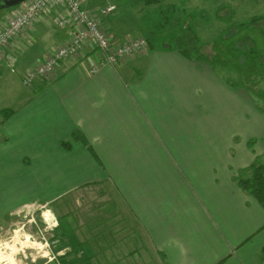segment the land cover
<instances>
[{
	"label": "crops",
	"instance_id": "crops-1",
	"mask_svg": "<svg viewBox=\"0 0 264 264\" xmlns=\"http://www.w3.org/2000/svg\"><path fill=\"white\" fill-rule=\"evenodd\" d=\"M120 4L84 0L122 42L135 38L129 33L139 23L131 7ZM110 5L115 11L104 14ZM74 35L52 17L36 20L6 50L16 59L13 70L1 61L0 113H13L5 121L0 114V224L29 205L51 206L58 223L51 243L62 247L58 260L72 256L69 264L88 258L83 264H264V209L238 175L249 170V178L256 163L264 165L263 111L247 113L250 132L234 135L247 142L239 156L244 161L237 152L221 161L214 146L219 133L191 134L178 110L174 121L172 96L173 83L185 81L179 68L197 70L198 83L203 77L221 84L220 78L176 49L152 52V44L146 54L102 65L95 74L101 56L88 47L52 79L14 88L9 73L23 77ZM187 94L186 87L180 99ZM242 95L250 112L251 97ZM190 139L197 146H188ZM254 140L259 146L251 148ZM83 192L102 202L86 218L71 207ZM87 249L99 257L86 258L81 251Z\"/></svg>",
	"mask_w": 264,
	"mask_h": 264
},
{
	"label": "rangeland",
	"instance_id": "rangeland-1",
	"mask_svg": "<svg viewBox=\"0 0 264 264\" xmlns=\"http://www.w3.org/2000/svg\"><path fill=\"white\" fill-rule=\"evenodd\" d=\"M112 1L117 4L123 2L121 6L131 7L139 24L131 26L129 35L151 40L152 52L166 47L174 49L179 40L186 42L188 38H194L188 46L195 47V50L191 52L192 58L186 60L203 63V67L209 69L204 71L216 74L226 89H221L219 80L214 83L210 80L208 84L202 77L198 83L197 70L188 67L189 73L187 67L184 70L179 68V73L185 71L186 74L182 76L185 81L173 83L174 121L180 115L177 113L178 110L183 120L185 117L188 118L191 134L198 131L219 133L220 137L214 146L215 148L219 146L217 155L220 160L237 152V158L244 161L245 158L239 156H242V147H246L247 142L238 141L234 135L250 132L247 131V125L250 124L248 116H253V109L264 113V0H155L152 5L146 0ZM172 5L178 8V13L174 18L171 17L170 25L162 29L156 28L166 19L163 18L162 11H165L167 17L171 16L169 6ZM9 10L11 8L0 9V27L9 18ZM255 17L260 19L253 21ZM9 77L14 88L21 91L23 85L19 77L22 81V75L9 73ZM173 77L177 79L176 75ZM186 87L189 94L186 98L180 99ZM178 93L180 101L177 99ZM243 93L250 96L253 102L250 112L248 98L241 106L240 100L245 99ZM2 99L7 100L8 97L3 96ZM165 141L167 142V139ZM204 141L206 147H212L210 139ZM189 143L190 146H197V142H193L192 139L189 140L188 146ZM258 144V140H254L250 147H258ZM250 173L249 170L239 171L238 175L244 178ZM79 194L81 193L77 195ZM87 196L89 195L85 196L83 192L82 196H78L80 202H72L71 205L73 211L82 218H86L87 214L102 205L99 198ZM88 218L91 223L93 219ZM56 219L51 206L33 204L23 208L17 217H11L6 223L0 224V255L3 256H0V264H69L72 256L58 260L60 255L57 252L62 247L57 249L51 243L53 228L56 224L58 226ZM62 222L60 232L64 233L62 238L68 240V224L65 220ZM81 252L86 253V258L90 255L99 257V252L88 249ZM89 261L88 258L79 262L83 264Z\"/></svg>",
	"mask_w": 264,
	"mask_h": 264
},
{
	"label": "built area",
	"instance_id": "built-area-1",
	"mask_svg": "<svg viewBox=\"0 0 264 264\" xmlns=\"http://www.w3.org/2000/svg\"><path fill=\"white\" fill-rule=\"evenodd\" d=\"M60 6L62 13H56ZM115 9V5H110L103 9V13L109 14ZM47 17H52L58 28L72 27L75 35L67 43L59 45L41 64L24 73L22 84L26 88H32L41 79H52L65 61L78 57L88 47L101 56V62L92 67V74L97 73L102 65L116 66L123 59L146 54L149 50V43L144 38L122 42L112 38L98 17L85 8L84 0H27L11 9L9 18L0 28V68L4 67L1 61L5 58L7 67L13 70L16 59L6 50L33 22Z\"/></svg>",
	"mask_w": 264,
	"mask_h": 264
},
{
	"label": "trees",
	"instance_id": "trees-1",
	"mask_svg": "<svg viewBox=\"0 0 264 264\" xmlns=\"http://www.w3.org/2000/svg\"><path fill=\"white\" fill-rule=\"evenodd\" d=\"M146 1H149L147 2L149 5H152L153 3H155V0H146ZM169 7L172 11L171 16L167 17L165 14V11H162L161 14H163L162 15L163 18H166V19L164 20L163 24H159L158 26H156V28L162 29L170 25L172 21L171 17L174 18L176 13H178V8L175 5H172ZM259 19H260L259 17H255L253 18V21L259 20ZM147 41L149 45L152 44L151 40L147 39ZM193 41H194V38H190V39L188 38L186 42L183 40H179L177 46L174 47V49L178 50L182 55L190 59L192 58L191 52L195 50V47H189L188 45H190ZM1 113H4L3 119L5 121L7 118H9L8 116H10L11 113H13V111H9V112L2 111ZM7 114H10V115H7ZM252 170H253L252 176L249 178H242L239 181V184L242 187V189L250 193L260 203V205L264 209V165L261 162L256 163L253 166ZM0 252H1V249H0ZM261 260L264 263V248L262 250Z\"/></svg>",
	"mask_w": 264,
	"mask_h": 264
},
{
	"label": "water",
	"instance_id": "water-1",
	"mask_svg": "<svg viewBox=\"0 0 264 264\" xmlns=\"http://www.w3.org/2000/svg\"><path fill=\"white\" fill-rule=\"evenodd\" d=\"M26 1L27 0H0V9L14 8Z\"/></svg>",
	"mask_w": 264,
	"mask_h": 264
}]
</instances>
